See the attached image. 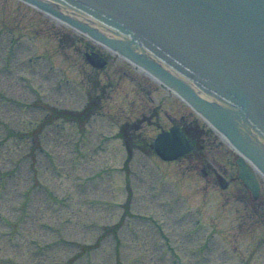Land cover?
Masks as SVG:
<instances>
[{
  "label": "rangeland",
  "instance_id": "1",
  "mask_svg": "<svg viewBox=\"0 0 264 264\" xmlns=\"http://www.w3.org/2000/svg\"><path fill=\"white\" fill-rule=\"evenodd\" d=\"M0 19V264H62L71 254L69 264H264V178L255 171L253 197L218 133L176 160L133 145L126 159L125 140L151 141L174 122L205 124L199 115L84 35L61 42L65 26L27 5L0 0ZM88 50L107 64L92 67ZM87 101L96 110L83 122L42 123L34 152L10 133L30 130L48 108ZM124 127L129 137L118 138ZM117 221L118 239L106 229ZM96 238L79 257L72 241Z\"/></svg>",
  "mask_w": 264,
  "mask_h": 264
},
{
  "label": "water",
  "instance_id": "2",
  "mask_svg": "<svg viewBox=\"0 0 264 264\" xmlns=\"http://www.w3.org/2000/svg\"><path fill=\"white\" fill-rule=\"evenodd\" d=\"M196 7L197 6H195L191 2V5L189 6L188 11H191ZM260 7H261V36H259L256 39V41L261 42V67H262V65L264 64V0H247L246 1V4L244 6V12L242 14V19L243 21H245V23L243 24V27L240 26L242 20H241V14H239L238 19L240 21L237 24L232 23L231 25L233 35L230 37L229 40H230L232 47L238 48L240 53L242 54L250 50L251 44L249 42L251 41V38L253 36V20L259 14L258 9L260 10ZM239 9H242L241 5L239 7H234L232 9V20H233V17L238 14V12H242V10H239ZM149 13L155 14L156 12L152 11ZM165 13L170 14L169 10L164 11V14ZM143 20H145L148 24L151 23L149 22L148 17H146V19H143ZM151 28L157 29L155 27V22L151 23ZM104 29L107 30L108 32H111V33L113 32L117 36H123V34H128V33H124L123 30L121 31L115 30L113 26L109 28L104 27ZM160 29H161L160 31L163 32L164 27L161 26ZM99 35L102 38H104V40L106 39L105 36H103L102 34L99 33ZM244 36H245V43L242 44L240 42V38ZM123 38L124 39H122L121 41L122 44L112 41L113 45H115L119 50L125 51L129 53L130 55H133V56L138 55L137 57L138 59L150 57L148 54H146L145 51L143 52V49H144L143 46H145L144 43L149 45L151 43H147V42L149 40L152 41V39H148L145 36L144 29L141 32H139L137 35L129 36V37L123 36ZM170 43L173 44V41L171 40ZM150 46L152 47L153 50L157 52L153 54L152 57L149 58L152 60L151 63L159 67V65L161 66L169 65L167 63L168 61L174 66L180 67L179 69L183 68L182 65L185 64V61L184 62L179 61L176 58V54H175L178 50L177 48H179L180 50L182 49L181 45H173L176 48H174L172 52L168 50L162 51L160 49L163 52V55L160 52H158V49H156L154 46L152 45ZM197 49L204 52L206 48L202 47L201 49V46H200V47H197ZM189 51H191V53L186 55L187 57L191 58L192 60H199L201 62L206 61L208 68H219L217 71L218 74L220 75L226 74V70L225 69L223 70V68H227L228 66L224 63L225 60L223 61L217 55L211 54V58H204L206 54L205 55L199 54L196 50V47L194 48L190 47ZM206 51L209 53L208 49H206ZM229 56H234V55L228 54V57ZM206 57H209V56L207 55ZM153 64H151V67L156 68L154 67ZM228 68H232V67L229 66ZM176 69H174V71H177ZM232 72L235 73L237 77V78H234V80H232L234 85L238 87L248 88V85L244 84L243 81L240 80L242 79L240 75L243 76L244 72H248V69H244V64H239L238 68L230 69V73ZM261 74L264 75V69H261ZM263 85H264V77L261 78V131H258L253 127L252 119H249V121H245V120L242 121L241 119H239L241 121L238 122V118H240V116L234 117L235 104H233L231 101L228 100V102H226L223 99H219V98L217 99L223 100L226 104L224 106L225 107L224 109L220 108V110L218 111L227 121H230L234 125V126H231V130H230V127H228V130L230 131L232 136L237 140V142L241 146H244V148H246L249 152L250 151L253 152L252 155H257L261 159V166L264 168V90H262ZM216 89L220 91L221 93H223V94H219L215 92L216 96L220 98H224L226 95L225 91L219 90L218 88ZM256 109L260 112V107H257ZM235 113H239L238 110H236ZM217 117L219 119V116ZM225 125H226L225 123H222L223 127ZM177 130L178 129H172L170 132L161 134L160 136L157 137L155 141V147L161 150V155L163 157L173 158L189 150L190 144L188 143L184 135L180 131H177ZM232 130H235L237 132L241 140L232 132ZM259 133H261V140H259L257 137L258 135H260ZM241 137L244 139L245 142L242 141ZM181 140L183 141V143H181ZM255 150H258L261 153H256ZM238 163H239V176L242 178L245 184L255 193L257 190V183L254 180L253 174L250 172L249 168L240 159L238 160Z\"/></svg>",
  "mask_w": 264,
  "mask_h": 264
}]
</instances>
